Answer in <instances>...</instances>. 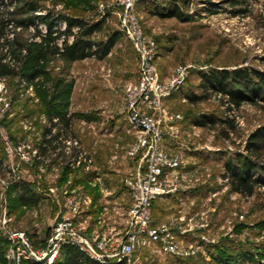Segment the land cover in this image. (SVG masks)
<instances>
[{"label": "rangeland", "instance_id": "rangeland-1", "mask_svg": "<svg viewBox=\"0 0 264 264\" xmlns=\"http://www.w3.org/2000/svg\"><path fill=\"white\" fill-rule=\"evenodd\" d=\"M33 1L38 5L36 15L51 22L50 15L76 16L93 23L102 21L103 30L94 36L95 41L123 34L119 30L121 17L116 0H0V11L13 16L7 19L10 22L5 37L0 35V57L15 71L19 65L5 57L9 49L4 40L18 36L27 43H36L38 32H48L40 20H34L27 29L11 21L30 16L26 4ZM176 8L187 16V21L166 16ZM136 9L145 33L157 42L160 76H170L179 66L190 67L179 99L167 102L166 112L181 115L189 122L193 117L215 116L234 122L235 129L220 123H208L196 130L190 125L181 127L183 120L163 123L164 147L170 155L181 158L177 174L183 177L175 180L178 185L175 193L154 203L153 219L157 223H178L179 229L190 228L187 234L175 230L174 240L180 251L187 252L193 246L194 253L182 257L158 253L155 246L146 247L136 250L133 263L264 264V187L257 188L252 196L233 192L225 167L226 162L235 161L237 154L244 153L248 137L264 127V89L251 90L237 107L229 102L228 92L202 87L203 78L212 74L221 77L222 72L244 68L264 72V0H140ZM66 28V22L60 20L54 30ZM43 64L46 76L35 80L14 74L0 75V264H13L2 225L4 212L11 219L10 231L35 233L40 229L41 233L35 236L39 246L45 244L57 217L58 207L48 210L38 193L35 208H25L20 199L28 171L39 173L40 167V160L27 163L25 155L34 151L41 157L50 155V149L40 145L42 130L52 128L43 112L49 113L53 107L67 109L76 128L83 129L82 142L76 140L86 151L90 119L100 118L87 109L86 85L78 91L81 97H74L77 80L68 62L49 56ZM129 83L124 87V107ZM229 88L236 90L232 83ZM192 99L197 104L191 106ZM56 122L54 119L52 124ZM61 149L63 154L67 151L66 147ZM27 191L28 196H35V191ZM41 213L47 219L35 223L34 218Z\"/></svg>", "mask_w": 264, "mask_h": 264}, {"label": "built area", "instance_id": "built-area-1", "mask_svg": "<svg viewBox=\"0 0 264 264\" xmlns=\"http://www.w3.org/2000/svg\"><path fill=\"white\" fill-rule=\"evenodd\" d=\"M140 0H116L120 14V31L125 34L138 54L139 66L135 81L126 86L125 110L129 131L134 140L128 147V157H139V169L125 179V186L131 195V205L124 214V229L110 227L106 231L91 230L89 212L93 208V198L84 185H74L73 178L80 173L94 171V161L89 153L74 138L62 139L66 147L67 159L58 166L68 169L66 185L59 192L63 198L52 232L44 245H37L35 239L26 231H10L11 219L7 212L3 215V230L11 246L13 264H54L63 247H75L84 252L98 264H134L133 255L137 249L157 247L158 253L187 257L189 251H180L174 240V231L187 234L189 229H179L178 223H158L153 221L154 203L178 190L177 171L181 158L170 155L165 147V128L163 123L173 124L182 120L181 115H171L165 110V101L184 86L190 75V67L179 66L162 79L157 67L158 45L155 39L147 36L139 15L137 4ZM56 121V120H55ZM172 131L178 129L170 127ZM27 163L39 161V172L47 173L50 160L38 156L37 151L27 153ZM53 168L51 181L60 176L59 167ZM102 184L97 176L88 185ZM104 193H108L104 190ZM100 219L98 224H100Z\"/></svg>", "mask_w": 264, "mask_h": 264}, {"label": "crops", "instance_id": "crops-1", "mask_svg": "<svg viewBox=\"0 0 264 264\" xmlns=\"http://www.w3.org/2000/svg\"><path fill=\"white\" fill-rule=\"evenodd\" d=\"M103 41H107V39ZM68 63L71 65L72 74L76 75L77 80L74 97H81V92L78 91L82 88V85H86L89 101L87 109H89L90 114L100 117L90 119V124H88L90 141L87 142L89 145L86 149L93 158L94 171L75 175L73 184L84 185L86 192L91 194L93 198V208L88 214L91 230L103 232L110 227L124 229L126 226L124 214L131 205V195L124 181L130 175L138 172L139 157L131 158L126 153L134 140V135L129 131L123 96L125 85L128 82L135 81L137 77L139 64L137 53L128 37L120 33L105 58L90 57ZM166 77L165 75L161 76L162 79ZM202 87L206 88L204 84H202ZM180 90L169 96L165 101V105L167 102L179 99ZM193 100L191 106L197 104ZM43 113L48 115L47 118L51 123L50 127L55 128L52 129L47 126L40 133V145L50 149V155L46 158L50 160L51 164L45 174L38 173L36 170L28 171L26 188L35 191V193L31 192L35 194V197L38 193L40 199L46 201L49 207L48 210L58 207L57 215L63 203L59 190L66 185L68 177V169L58 166L67 159V154L61 153V147L64 146L60 142L65 138H77L82 142L80 132L82 133L83 129H80L79 126L76 128L74 119L69 118L70 114L67 109L62 110L61 114L58 115L46 111ZM54 119L57 122L53 125ZM200 121L201 118L197 117H193L190 122L185 118L180 124L181 127L185 128H190L189 125L193 126L195 130L207 126V124H201ZM198 154L203 156V152L198 151ZM57 166L60 170V176L56 182H53L50 177L53 174V168ZM97 176L101 177L102 184L88 185V182H94ZM104 190L108 193H104ZM37 205L38 198L36 202L26 203L25 208H35ZM99 218H101L100 224H98ZM46 219L47 215L41 213L39 217L34 218V221L35 223L37 221L44 222ZM154 224L158 223L154 221ZM28 233L36 241L35 236L40 234L41 230ZM81 253L86 255L84 252ZM88 259L90 258L88 257ZM92 262L96 263L95 261ZM54 264H88V262L81 259L75 262L73 253L68 247H63Z\"/></svg>", "mask_w": 264, "mask_h": 264}, {"label": "trees", "instance_id": "trees-1", "mask_svg": "<svg viewBox=\"0 0 264 264\" xmlns=\"http://www.w3.org/2000/svg\"><path fill=\"white\" fill-rule=\"evenodd\" d=\"M25 2L26 0H21ZM30 16L22 18L20 21L11 20L17 27L27 29L34 20H40L48 27V32L42 34L38 32L36 35L39 38V42L27 43L24 40L18 38L5 39L4 44L8 47L9 51L5 57L19 65V70L15 71L11 69L9 63L2 62V56L0 57V75L8 76L9 74L18 75L28 79H38L39 77L46 76V69L44 68V62L47 57H60L65 62H75L86 58H105L114 41L120 33L113 34L107 41L94 40V36L103 30V22L93 23L84 18L76 16L66 15H50L53 22H51L45 16L36 15L38 5L36 1L26 4ZM26 10L25 12L28 13ZM23 12V11H22ZM174 16L175 18L185 22L188 20L187 16L176 8L171 14L166 16ZM6 16V17H5ZM12 14H5L0 11V35L5 37L8 23L7 19H12ZM60 20H64L67 24V30L60 31L54 30L57 23ZM76 28V30H73ZM205 76L203 78L204 87L227 93L229 95V102L237 107H240L245 100V96L253 89H264V72H261L252 68L239 69L235 72H222L221 77L219 75ZM242 81H239V80ZM236 86V90L229 88L230 82ZM64 96V94H63ZM53 99V98H52ZM256 102V101H253ZM65 109V108H64ZM63 109V110H64ZM61 108L53 107L50 112L53 115L61 114ZM201 124L208 123H220L227 124L232 129H235L234 122L225 121L215 116H204L201 118ZM229 175V186L235 193H239L243 196H252L257 188L264 187V127L257 129L247 139L244 153H239L235 157V161L229 160L225 165ZM255 173H258L257 176ZM18 187V186H17ZM17 189V188H16ZM23 194L20 195V199L26 203H33L37 201V197L28 196L27 188L24 187ZM68 249L74 255V261L81 259L87 261L88 264H97L92 262L86 255L81 253L77 248L69 246Z\"/></svg>", "mask_w": 264, "mask_h": 264}]
</instances>
